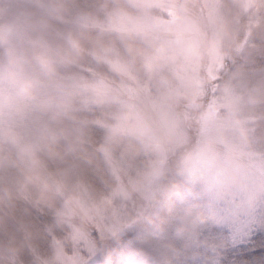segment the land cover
<instances>
[{
  "label": "clouds",
  "instance_id": "clouds-1",
  "mask_svg": "<svg viewBox=\"0 0 264 264\" xmlns=\"http://www.w3.org/2000/svg\"><path fill=\"white\" fill-rule=\"evenodd\" d=\"M168 9L175 22L167 31L154 29L153 18ZM122 10L145 25L149 39L140 46L160 59L151 69L130 59L134 83L148 85L147 93L83 97L96 110L97 150L103 158L110 145L111 162L104 161L99 181L62 201L56 226L65 235L44 264H99L109 241L168 181L161 156L173 153L167 171H179L205 149L214 163L193 181L204 198L195 216L220 231L201 264H264V0H153L146 7L128 0ZM146 255L144 264H162L153 251ZM9 257L5 245L0 264Z\"/></svg>",
  "mask_w": 264,
  "mask_h": 264
},
{
  "label": "trees",
  "instance_id": "trees-1",
  "mask_svg": "<svg viewBox=\"0 0 264 264\" xmlns=\"http://www.w3.org/2000/svg\"><path fill=\"white\" fill-rule=\"evenodd\" d=\"M112 3L118 4L113 0ZM22 5L25 9V28L34 43L23 47L16 55L17 60L22 59L23 63L34 60L58 62L60 65H54L51 70L54 75H74L77 69H85L113 82L115 76L112 73L107 75L102 64L91 59L102 55L107 44L106 36L87 28V22H84L85 19L99 18L92 9L99 8L102 11L101 0H31ZM12 59L8 61L10 66H13ZM39 71L40 67L32 68L33 73L40 74ZM55 106L31 116L46 126L47 136H50L43 138L39 144L37 159L40 170L37 173L58 182L60 188L63 186L65 190L74 193L77 185L85 188L87 182L99 181L106 175L104 161L106 154L111 155L110 145L103 149L102 158L97 150L101 138L91 111L87 115L70 109L63 113L66 110L61 108V103ZM13 132L17 137L20 136L17 130ZM31 135L32 132H27L24 136ZM3 146L0 150V163L5 165L0 167V193H14L13 184L8 181L20 175L13 168L16 165V149H13V145L8 148ZM126 163L134 167L137 161ZM33 192L36 193L33 201L37 202L39 216L33 215L32 204L18 205L13 202L8 204V212L0 217V252L6 245L10 255H15L20 264H37L30 254L31 250L38 252L36 257L44 264V257L50 248L43 231L49 229L56 235L64 233L56 226L61 219L57 214L54 215V210L57 211L59 207H55V201L52 202V194L37 190ZM39 192L44 196H39ZM180 195L179 198H167L159 213L152 215L151 220L135 224L132 232L125 231L121 237L113 240L114 243L110 240L113 256L100 259V264H144L148 259V251H153L162 264H176L177 261L180 264H199L204 258L205 249L216 241L218 233L213 226L199 224L195 218L200 204L194 202V206H191L190 200L182 201L191 196L186 193ZM189 208L195 211H187ZM180 210L191 213L187 216H194L192 219L197 221L186 222L179 229L180 232L173 234V224L168 219ZM9 264H16V261L10 263L9 257Z\"/></svg>",
  "mask_w": 264,
  "mask_h": 264
},
{
  "label": "rangeland",
  "instance_id": "rangeland-1",
  "mask_svg": "<svg viewBox=\"0 0 264 264\" xmlns=\"http://www.w3.org/2000/svg\"><path fill=\"white\" fill-rule=\"evenodd\" d=\"M113 1H117L118 4L112 3V0H101L103 12L99 8L92 9V12L99 18L84 20L87 22V28L101 32L106 36L107 44L102 55L93 56L91 59L96 63L100 62L103 68L107 70V75L112 73L115 76L111 82L110 79L85 69H77L74 75H54L51 70L54 65H60L58 62L34 60L25 62V64L22 59L17 60V53L29 43H34L27 34L23 14L25 9L22 7V4H28L31 0H0V150L3 149V145L7 148L13 145V149H16L14 160L16 165L13 168L15 173L17 171L20 173V175H16V179L8 181L13 184L14 193H0V217L8 212V204L13 202H17L18 205L27 204L30 206L32 204L33 215L39 216L37 202L33 201L36 194L33 190L51 193L52 202L55 201V207L60 208L65 198H69L72 194L84 189L83 186L77 185L74 193H70L63 186L60 188L58 182L48 180L43 174L39 176L37 173L40 170V163L37 159L39 144L43 138L46 139L50 136H47L46 126L37 120H33L31 116L39 111L51 110L52 107H56L55 104L59 105V103L62 105L61 108L66 110L63 113L69 112L70 109L84 113V115L91 111L94 115L96 110L92 104L83 98L85 94H93L103 100L118 99L122 93L132 97L138 91L145 93L149 91L148 85L134 83L135 77L129 70L130 59L139 57L145 67L151 69L159 62L160 56L151 51L150 48L140 46L139 42L148 41L149 33L142 22L133 21L122 10V6L126 5L128 0ZM152 2L153 0H136L138 5L145 7ZM175 20V12L168 9L164 16L153 18L151 24L154 29L163 32L167 31ZM44 50L48 51L47 48ZM49 54L52 56V52ZM9 59H12L13 66L8 64ZM37 67L41 68L40 74L32 72V68ZM121 77L127 78L133 83L123 85L118 79ZM74 97H81V100L75 105L73 104ZM13 130H17L20 136L17 137ZM27 132H32L31 137L24 136ZM228 159V157L225 158L226 162ZM106 160L111 162L110 154H106ZM174 160L175 156L170 152L161 156L160 169L162 174L168 177V181L162 186L158 194L149 198L143 206L134 211L133 218L117 233L116 239L121 237L125 231L132 232L135 224L151 220L152 215L155 216L159 213L167 198L170 199L173 196L179 198L180 194L186 193L191 198L186 197L182 201L190 200L191 206H194V202L200 206L203 205L204 198L200 194L199 186L194 185L193 181L200 176L204 168L214 163L211 150L205 149L198 156H189L188 161L181 166L179 171H167L171 168ZM3 165L5 164L0 163V167ZM38 195L44 196L43 193ZM158 196L163 198L160 199ZM187 211L194 212L195 210L189 208ZM54 213L60 219L63 218L60 212L54 210ZM185 213L186 211H176L168 219L173 224V229L171 228L173 234L180 232L179 229L186 222L197 221L192 219L194 216H186ZM195 218L201 224L200 219ZM213 227L216 229V233L220 231L218 227ZM245 231V226L240 225L238 232L243 234ZM43 232L48 239L50 250L56 248L59 251L65 234L56 235L49 229ZM115 238L111 240L113 243ZM113 252L114 250L109 247L106 258L113 256ZM30 254L37 261V264H43L36 257L38 255L36 250H31ZM14 260L16 264H20L15 255H10V263Z\"/></svg>",
  "mask_w": 264,
  "mask_h": 264
}]
</instances>
